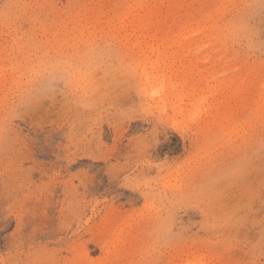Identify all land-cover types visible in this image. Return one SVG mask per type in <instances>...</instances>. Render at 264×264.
I'll return each mask as SVG.
<instances>
[{"label": "rangeland", "instance_id": "1", "mask_svg": "<svg viewBox=\"0 0 264 264\" xmlns=\"http://www.w3.org/2000/svg\"><path fill=\"white\" fill-rule=\"evenodd\" d=\"M261 2L0 0V264H264Z\"/></svg>", "mask_w": 264, "mask_h": 264}, {"label": "snow or ice", "instance_id": "2", "mask_svg": "<svg viewBox=\"0 0 264 264\" xmlns=\"http://www.w3.org/2000/svg\"><path fill=\"white\" fill-rule=\"evenodd\" d=\"M261 9L264 10V0H262V2H261ZM177 187L181 188V186H179V185ZM178 194L182 195V190ZM27 264H47V262L42 260V259H36V260L28 261Z\"/></svg>", "mask_w": 264, "mask_h": 264}]
</instances>
